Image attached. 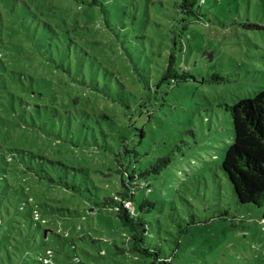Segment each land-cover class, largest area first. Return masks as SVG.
<instances>
[{
    "label": "rangeland",
    "instance_id": "374dc122",
    "mask_svg": "<svg viewBox=\"0 0 264 264\" xmlns=\"http://www.w3.org/2000/svg\"><path fill=\"white\" fill-rule=\"evenodd\" d=\"M9 1L0 0V6L7 7ZM103 1L108 11L87 21L76 4H69L65 13L63 8V13L71 25L80 22L102 29L110 24L112 31L107 33L114 52L108 50L107 56L124 67L116 66L121 79L128 82L132 64L148 81L150 88L143 93L146 107L135 115L141 136L128 141L126 153L138 172L148 170L143 180L149 183V191L137 187L133 198L137 214L148 222L145 243L171 258V264H264V221L256 218L263 208L247 205L250 209L242 206L239 211L219 168L232 141L229 106L264 88V0H205L201 6L194 5V14L179 12L180 0ZM63 2L29 1L39 7ZM102 31L91 38L104 41ZM8 59L12 55L0 62ZM35 62H30L34 68ZM8 82L12 80L3 73L0 86ZM1 101L0 141L7 131L12 136L8 140L23 139L33 152L47 158H58L53 153L59 151L70 162L62 171L68 183L80 176L71 166L100 168L108 162L99 150L68 146L63 138L24 124L23 114L19 115L24 111L17 103L3 97ZM100 104L89 102L96 108ZM12 156L10 164L0 161V191L22 190L20 202L26 204L24 214L17 215L19 220L35 207L40 213L35 216L46 219L41 224L54 232L47 241L24 243L26 255L17 264H40L38 256L45 255L47 248L53 251L55 264L150 263V257L132 249L114 253L130 248L128 232L113 210L98 208L96 194L103 197V186L107 192L116 190V176H93L97 188H92V194L80 185L74 191L23 172L43 174L39 171L43 168L55 176L51 164L40 166L39 160ZM160 157L171 161L156 171ZM144 198L150 203L142 212L139 205ZM223 207L231 213L227 218L218 217ZM9 210L15 214L13 207ZM4 213L5 219L10 218Z\"/></svg>",
    "mask_w": 264,
    "mask_h": 264
},
{
    "label": "trees",
    "instance_id": "16d2710c",
    "mask_svg": "<svg viewBox=\"0 0 264 264\" xmlns=\"http://www.w3.org/2000/svg\"><path fill=\"white\" fill-rule=\"evenodd\" d=\"M29 1L10 0L7 7L6 4L0 6V47L6 48L0 50V58L12 55L8 63L0 62V76L5 73L14 82L0 86V104H4L2 97L10 104L16 102L24 111L19 112V115L23 114L21 120L24 124L53 134L57 139L61 137L68 146L99 150L97 152L108 162L100 168L71 166L80 176L68 183L62 171L70 162L59 156V151L53 153L58 158H47L33 152L23 139L14 143L8 140L12 136L7 131L0 141V161L10 164L12 154L16 153L39 160L40 166L49 163L55 176L43 168H39L43 174H34L31 170L23 172L32 178L38 175L49 182L64 184L74 191L79 190V185L84 186L91 194L92 188H97L93 176L100 179L116 176V190L107 192L103 186L100 188L103 197L96 194L98 208L113 210L128 232L126 241L130 248H120L114 253L118 255L132 249L150 257L149 264H171V258L162 256L160 250L145 243L149 236L148 222L137 214L133 198L137 187H147L149 191V183L143 180L148 170L138 172L126 157L130 151L128 141L141 136L135 115L146 107L143 93L150 88L148 81L132 64L133 72L127 79L128 84L121 79L116 66L124 67L107 56L108 50L114 52L108 34L110 24L105 23L102 27L106 33V36L102 34L105 38L102 41L91 38L95 33L103 32L100 27H90L92 24L80 22L71 25L64 17L69 4L81 7L82 16L85 17L83 21L95 13L105 14L108 10L103 0H65L61 5L44 4L40 7L33 6ZM204 1L180 0L176 6L179 12L194 14V5L199 3L201 6ZM54 7L58 10L54 11ZM9 49L10 52L7 51ZM33 61L37 64L35 68L30 65ZM89 102H101L102 106L100 104L96 108L90 106ZM229 109L232 141L225 149L219 168L227 179L233 201L240 206L239 211L243 209L242 206L250 209L247 205L263 208L256 218L264 221V88L253 97L235 101ZM3 121L0 114V125ZM170 161L169 157L158 158L155 170L159 171ZM2 179L6 180V176ZM23 194L19 188L10 192L0 191V203H3L0 206V264L23 261L26 255L24 243L47 241L48 235L54 234L51 228L41 224L46 219L39 220L35 216L38 212L35 207L29 205L31 212L19 220L17 215L24 214L22 210L26 204L20 202ZM149 203V199L144 198L139 210H146ZM9 207H13L14 215ZM4 212L10 218L5 219ZM230 214L229 209L223 207L218 217L227 218ZM233 217H237L238 221L244 218L240 215ZM32 226H35V232L29 231ZM44 254L38 256L40 264H55L51 249H45Z\"/></svg>",
    "mask_w": 264,
    "mask_h": 264
},
{
    "label": "built area",
    "instance_id": "2783aa9c",
    "mask_svg": "<svg viewBox=\"0 0 264 264\" xmlns=\"http://www.w3.org/2000/svg\"><path fill=\"white\" fill-rule=\"evenodd\" d=\"M127 206H129V203H126Z\"/></svg>",
    "mask_w": 264,
    "mask_h": 264
}]
</instances>
